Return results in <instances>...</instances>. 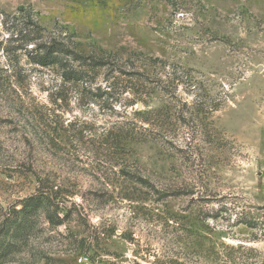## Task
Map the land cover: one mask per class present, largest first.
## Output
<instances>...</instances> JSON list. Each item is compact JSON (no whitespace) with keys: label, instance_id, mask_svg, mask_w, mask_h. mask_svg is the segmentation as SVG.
Wrapping results in <instances>:
<instances>
[{"label":"rangeland","instance_id":"rangeland-1","mask_svg":"<svg viewBox=\"0 0 264 264\" xmlns=\"http://www.w3.org/2000/svg\"><path fill=\"white\" fill-rule=\"evenodd\" d=\"M18 7L145 76H121L132 89L120 109L82 103L56 68L9 43L2 11ZM172 64L192 69L219 107L197 112L196 91L165 79ZM128 100L137 101L124 109ZM160 107L167 137L130 134L119 156L114 124L148 126L134 111ZM124 163L184 194L123 199ZM39 185L66 220L53 226L39 211L2 264H264V0H0V222Z\"/></svg>","mask_w":264,"mask_h":264},{"label":"trees","instance_id":"trees-1","mask_svg":"<svg viewBox=\"0 0 264 264\" xmlns=\"http://www.w3.org/2000/svg\"><path fill=\"white\" fill-rule=\"evenodd\" d=\"M2 14L5 17L1 19V23L9 33V43H15V49L23 50L28 60L34 65L56 68L62 84L66 86V91L67 84L75 86L77 88L76 92L80 95L79 100L84 104H92L93 106L97 104L103 112L108 109L113 111L118 109L115 108L116 105H119L120 109L122 94L132 89V84H122L123 80H121V76L128 75V77H131L134 74H138L141 77L142 75L145 76L139 72L133 73L130 70H126L127 61H123L110 52L99 51V53H86L79 50L78 44L72 40L73 35L70 34L71 32L66 33L60 30L47 31L33 19L32 13L27 8L18 7L16 13L13 15H9L3 11ZM156 61L161 62L162 68L164 69L168 65L166 61ZM132 64L130 63V65ZM178 68L172 64L171 70L166 71L165 79L171 78L173 81L185 82L192 91H196L199 97L195 102V110L197 112L208 114L216 110L220 105L219 101H215L213 97L209 96L202 82L198 81L192 75V69L188 68L185 71L177 73ZM100 70H103V80L97 83ZM160 79L156 80L157 85L155 87L162 91L165 90L167 94L171 95L170 90L160 85L163 82ZM143 80L146 81V78L143 77ZM158 81H160L159 84ZM133 89L135 93L140 92V89L135 86H133ZM143 93L142 91L140 94ZM138 99L144 103L140 96ZM136 101L128 100L123 104L124 109L132 106ZM141 105L142 103H137V107ZM134 113L135 115L141 116L142 121L149 125L137 126L135 123H131L132 121L114 124L117 127L115 128L117 131L113 133L112 147H115L113 149H117L116 152L119 156L128 154L126 150V143L128 141L124 140L128 137L130 139L133 137V139H142L143 137L147 138V140H159L160 138L167 137L165 134L167 125L165 123H168L169 119H171L167 109H163L162 107L154 110L137 109ZM121 114H124L123 111L119 112V115ZM164 119L167 120L165 121ZM177 119L181 120L179 117ZM144 132H146L145 135H143ZM130 134L133 136L132 138ZM118 172L122 177V182L129 184L127 189L124 188L126 192L121 196L123 199H134L135 191H138L143 198L155 193L157 195L155 199L158 201L167 196L184 194V190H180L179 188L178 190L166 192L156 187V184L151 179L128 164H122ZM141 188L144 190L142 191ZM128 189H131V192ZM62 210L64 209L56 202V197L54 195L51 196L49 188L39 185L35 194L23 199L20 208H11L5 212L0 222V264L4 263L7 258H10V255L14 253L21 238L30 234L31 227L29 223L33 216H36L41 211L45 214L51 225L58 226L66 220V214L62 217L58 214ZM193 229L191 228L189 231H193L196 234L197 230ZM6 238L9 240H6Z\"/></svg>","mask_w":264,"mask_h":264}]
</instances>
